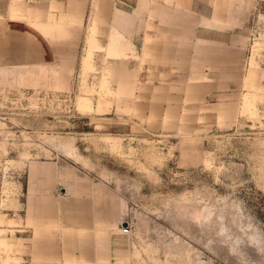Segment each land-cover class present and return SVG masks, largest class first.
I'll use <instances>...</instances> for the list:
<instances>
[{
	"label": "rangeland",
	"instance_id": "1",
	"mask_svg": "<svg viewBox=\"0 0 264 264\" xmlns=\"http://www.w3.org/2000/svg\"><path fill=\"white\" fill-rule=\"evenodd\" d=\"M163 2L0 0V264H264V0L202 2L226 66L147 122Z\"/></svg>",
	"mask_w": 264,
	"mask_h": 264
},
{
	"label": "crops",
	"instance_id": "2",
	"mask_svg": "<svg viewBox=\"0 0 264 264\" xmlns=\"http://www.w3.org/2000/svg\"><path fill=\"white\" fill-rule=\"evenodd\" d=\"M168 1V3L163 2L150 7V10L158 12V18L152 22L148 16L141 30V39L148 41L149 55L157 59L158 70L151 74H144L143 79L141 70L137 66L135 87L132 96L128 98V106L131 110L133 109L135 116L146 119L147 122H164L165 111L162 109L165 107L168 112L176 116L181 115L183 100L190 99L192 96L197 97L196 94L183 93L189 90L191 92L190 87L183 89V82L187 84L211 83L212 80L199 79V77L219 75L220 71L213 72V68H221L219 70L223 72L224 61L229 58L223 50L220 51L219 47L223 49V46L233 42L232 37L218 30L215 31L210 25L212 16H207L209 11L205 13L206 10L203 8L205 6H202V2H207V0ZM193 10L200 12L202 10L204 14H199V17L194 16L193 13L189 15L188 11ZM165 12H174L173 17L168 20H171L170 22L162 18L166 15ZM183 18H190L189 28H183ZM105 22L107 23V20L102 19L99 26L105 25ZM151 25L157 28L154 34H151L149 29ZM164 26H170L172 29L169 31L158 29ZM165 33L169 35L166 36ZM192 45H195L196 49ZM214 47L217 49L214 50ZM191 68L196 71L191 73Z\"/></svg>",
	"mask_w": 264,
	"mask_h": 264
},
{
	"label": "bare ground",
	"instance_id": "3",
	"mask_svg": "<svg viewBox=\"0 0 264 264\" xmlns=\"http://www.w3.org/2000/svg\"><path fill=\"white\" fill-rule=\"evenodd\" d=\"M113 43H115V42L113 41V42L111 43V46H110V48H113V47H114V46H113V45H114Z\"/></svg>",
	"mask_w": 264,
	"mask_h": 264
}]
</instances>
